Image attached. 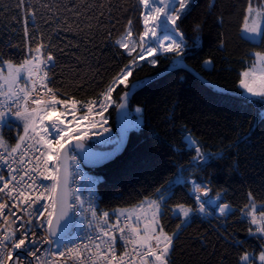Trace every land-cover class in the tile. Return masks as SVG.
I'll use <instances>...</instances> for the list:
<instances>
[{"label": "snow or ice", "instance_id": "1", "mask_svg": "<svg viewBox=\"0 0 264 264\" xmlns=\"http://www.w3.org/2000/svg\"><path fill=\"white\" fill-rule=\"evenodd\" d=\"M61 2L40 3L47 16L44 24L51 28L45 42V34L37 25V17L41 15L37 7L31 0H17L21 20L17 17L13 20L22 23L27 54L17 62L14 58L5 59L0 53V165L7 168L6 174L0 170V264H172L176 241L185 224L196 213L211 216L216 211L219 213L216 219H223L225 223L239 211V221L246 220L249 224L247 235L264 241V202L258 204L249 191L248 202L237 209L231 203L219 202L225 194V190H221L215 195V208L209 212L207 205L213 203L212 189L202 180H189L184 175L187 169L183 166L174 179L166 181L155 189L152 197H145L131 209L98 213L94 205L95 192L89 186L87 211L92 217L88 221L91 234L71 238L67 232L69 220L78 212L83 216L85 211L80 189L71 187L72 183L79 184L73 179L72 165H77L78 171L80 158L86 163L101 164L122 149L125 133L114 141L111 152L93 153L86 142L94 136L102 137L101 143L113 142L110 136L103 138L110 131L105 126L104 114L112 105L118 110L126 108L131 89L128 77L138 62L147 60L151 65H157L160 53L172 54L174 60L183 59L188 44L178 22L191 10L194 0H138V20L143 31L138 38L134 37V21L128 18L123 32L113 40L114 46L132 58L100 93L84 100L61 88L49 86L54 82L55 53L65 51L51 42L52 34L84 31L78 24L74 26V22H68V13L75 18L82 15L77 0H68L71 6L65 4L63 8ZM245 5L240 27L242 38L264 43V0H245ZM96 6L89 4L87 7L90 10ZM214 6L215 0H210L208 9ZM98 7L100 11L94 17L95 25H86L89 33L94 26L102 27L101 18L105 16L103 0ZM111 11L109 7V22L113 19ZM217 20L222 26L223 17H217ZM29 25H32L31 29ZM201 31V23H196L192 46L199 45ZM108 38L112 39L111 30ZM68 46L78 47L71 41ZM218 46L221 50L225 48L223 37ZM251 55V66L239 73L240 95L254 98L249 101L251 103H264V50L253 51ZM202 63L207 66L214 61L206 58ZM121 85L127 90L117 104L113 92ZM62 95L63 99L60 98ZM260 116L264 118V112ZM13 122H18L22 131L18 127L15 144H9L3 129H10ZM181 142L195 153L188 167L202 170L210 160L224 158L221 152L202 151L199 141L186 129L182 131ZM97 182L98 178L93 184ZM188 183L191 187L187 191L193 194L195 206L183 202L170 205L175 188ZM169 214L179 221L172 231L166 230L164 224ZM112 215H115L114 222L109 221ZM61 232H64L63 236ZM221 235L234 246L244 244L232 234ZM260 248L258 261L264 264V244ZM254 260L252 252L243 251L237 264H254Z\"/></svg>", "mask_w": 264, "mask_h": 264}, {"label": "trees", "instance_id": "2", "mask_svg": "<svg viewBox=\"0 0 264 264\" xmlns=\"http://www.w3.org/2000/svg\"><path fill=\"white\" fill-rule=\"evenodd\" d=\"M16 2L0 0V53L5 59L14 58L19 62L27 54V47L22 23L13 20V17L21 20ZM42 2L51 3L52 0H40L39 3L31 0L41 14L37 17V25L47 42L51 28L44 24L47 16L40 6ZM77 2L82 15L75 18L68 13V22H74V26L78 24L84 31L52 34L51 42L65 51L55 53V76L50 87L61 88L84 100L100 93L132 58L113 44L123 32L127 19L134 21V36L138 37L143 26L138 20V0H103L102 27L94 26L89 33L86 25H95L94 17L100 11L101 0ZM209 2L194 0L191 10L178 22L188 44L183 66L176 67L182 60H174L172 54L158 55L157 65L142 62L135 66L129 78L130 86L159 72L164 73L136 90L127 100L131 106L140 104L144 107L143 125L129 131L127 145L120 154L92 170L102 175L97 185L101 211L112 212L138 205L145 197H152L156 188L174 179L181 166L187 169L184 175L189 180H202L212 189L211 198L225 190L220 203L228 202L239 209L248 202L249 191L257 201L264 202V118L260 116L264 112V103L249 102L254 98L240 95L237 83L239 73L251 66V53L264 50V43L242 38L240 27L245 0H215V6L210 10ZM65 4L71 6L68 0H62L60 7ZM89 4L97 6L89 10ZM109 7L112 22L108 19ZM217 17H223L222 26ZM196 23H201L202 31L199 45L192 46ZM29 27L31 29L32 25ZM109 30L112 39L108 38ZM221 37L226 41L223 50L218 46ZM70 41L78 47L68 46ZM206 58L214 61L211 67L203 65ZM126 90L121 85L113 92L117 104ZM60 98L63 99V95ZM116 110L113 105L108 113L110 128L117 135ZM184 129L199 141L202 151L221 152L224 158L210 160L202 170L188 167L195 153L181 142ZM17 130L16 124L8 128L6 136L10 144H15ZM94 137L87 143L95 142L99 147L115 146L114 141L101 144ZM190 187V183L177 186L169 204L183 202L195 206L193 194L187 191ZM207 207L210 212L215 208ZM218 215V211L211 216L193 215L176 241L172 264H237L243 251L258 253L261 250L264 241L247 235L249 224L246 220L239 221V211L226 223L223 219L218 221ZM178 222L169 214L164 219L166 230H174ZM222 233L232 234L244 244L234 246L223 239Z\"/></svg>", "mask_w": 264, "mask_h": 264}, {"label": "built area", "instance_id": "3", "mask_svg": "<svg viewBox=\"0 0 264 264\" xmlns=\"http://www.w3.org/2000/svg\"><path fill=\"white\" fill-rule=\"evenodd\" d=\"M21 83H23V82H21ZM104 115H105V118L107 120V124L105 126L108 127L109 122H110V117L108 116V111ZM68 119L71 120L70 115L68 116ZM12 124H14V123H12ZM7 131H8V128H4L3 129V135L9 143V140L6 136ZM0 170H2L4 174L7 173V168L4 165H0ZM71 171L74 174L73 179L79 181V184L72 183L71 187L80 189V191L82 193V199L85 201L84 206H83L85 211H84L83 216H81L80 213L78 212V213H76V215H74L72 217L73 222H72V227H71L70 233L75 232L77 234V236L85 237L86 235L91 234V230L88 228V221L91 220L92 217H91V214L87 211L88 201H89V194H88L89 186H92V190L95 192L96 198L94 201V205L97 208L98 213L102 212L100 210V204H99V191H98V188L96 186H93L92 178L86 172V169L82 165V161L80 162V164L78 166V171H77V165H72ZM48 183H50V182H48ZM114 220H115V216H110L109 221L114 222ZM121 220L123 221V218H121ZM120 250H122V248Z\"/></svg>", "mask_w": 264, "mask_h": 264}, {"label": "rangeland", "instance_id": "4", "mask_svg": "<svg viewBox=\"0 0 264 264\" xmlns=\"http://www.w3.org/2000/svg\"><path fill=\"white\" fill-rule=\"evenodd\" d=\"M177 7H178V5H177ZM134 37L138 38L137 36H134ZM254 42H260V41H254ZM161 54H163V53H160L158 55H161ZM142 62H148V61L147 60L140 61L137 64L142 63ZM207 66L211 67V65H207ZM137 108L141 109V111L137 112L136 111ZM123 116H124V121H125V124H126V127H127L128 131L139 129L144 123V107L142 105H140V104H134L133 106H131L129 104V101H127V106H126L125 109H123ZM13 123L16 124L18 127H20L22 129V126H19L18 122H13ZM109 130H110L109 133L105 134L103 138L106 139V138H108L110 136L112 141H116L118 139V135L115 134V132H114V130L112 128H109ZM101 139H102V137H100V136H95L94 137V140L97 141V142H99ZM99 143H101V142H99ZM101 144H108V143H101ZM86 172L91 176L92 184H93V181L97 180V178H98L99 181L102 178L101 174L96 173L94 171H88L86 169ZM97 185H98V182L93 184V186H97ZM210 197H211V195H210ZM207 199H208V197H205V200H207ZM257 203L259 204V203H262V202L257 201ZM134 206H136V205H134ZM134 206L125 207V208L131 209ZM208 211H209V209H208ZM70 236H71V238L74 239L77 236V234L75 232H72V233H70ZM252 253L254 254V257H255L254 264H259V261H258V253L259 252L258 253L252 252Z\"/></svg>", "mask_w": 264, "mask_h": 264}, {"label": "water", "instance_id": "5", "mask_svg": "<svg viewBox=\"0 0 264 264\" xmlns=\"http://www.w3.org/2000/svg\"><path fill=\"white\" fill-rule=\"evenodd\" d=\"M184 65V61H180V63L176 66H183ZM162 73L164 72H159L147 79H145L144 81H142L141 83L139 84H133L131 86V89H130V92H129V96L128 98L132 95V93H134L136 90H138L139 88H141L142 86L146 85L148 82H150L151 80L157 78L158 76H160ZM131 77V76H130ZM125 129H127L126 127V124H125V121H124V116H123V110H116V130H117V133H118V137L120 138L121 134L122 133H125V143L123 144L122 146V149L115 155L113 156L111 159L105 161L104 163H101V164H93V163H86L84 162V160L82 159L83 161V164L85 167H87L89 170H94L98 167H100L101 165L113 160L118 154H120L126 147L127 145V142H128V135H129V131L127 130L125 132ZM86 145L88 147H90L91 151L93 153H105V152H111L113 150V148H108V149H98V148H95L93 145L89 144L86 142ZM69 163H71V161H69ZM213 199V203L210 204L211 206L215 207V197L212 198ZM71 225H72V219L69 220L68 222V225H67V232L70 230L71 228ZM61 235L63 236L64 235V232H61Z\"/></svg>", "mask_w": 264, "mask_h": 264}, {"label": "flooded vegetation", "instance_id": "6", "mask_svg": "<svg viewBox=\"0 0 264 264\" xmlns=\"http://www.w3.org/2000/svg\"><path fill=\"white\" fill-rule=\"evenodd\" d=\"M92 145L94 146V147H96V148H98V149H108V148H111V147H99V146H96L95 145V142L94 143H92Z\"/></svg>", "mask_w": 264, "mask_h": 264}, {"label": "bare ground", "instance_id": "7", "mask_svg": "<svg viewBox=\"0 0 264 264\" xmlns=\"http://www.w3.org/2000/svg\"><path fill=\"white\" fill-rule=\"evenodd\" d=\"M129 78V77H128Z\"/></svg>", "mask_w": 264, "mask_h": 264}]
</instances>
